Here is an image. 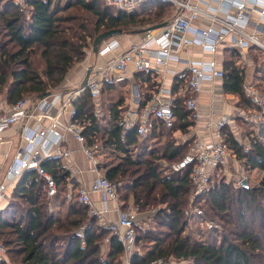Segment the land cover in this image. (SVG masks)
I'll return each mask as SVG.
<instances>
[{"label": "trees", "instance_id": "16d2710c", "mask_svg": "<svg viewBox=\"0 0 264 264\" xmlns=\"http://www.w3.org/2000/svg\"><path fill=\"white\" fill-rule=\"evenodd\" d=\"M0 5V95L6 96L10 105L26 95H43L61 86L72 66L85 60L86 49L100 34L110 30L123 33L126 25L135 24L142 15H136L137 9L129 13L118 10L116 14L115 7L102 0H66L62 5L57 0H26L24 6L16 0H0ZM143 5L156 10L141 18V24L148 25L144 30L177 13L176 5L168 1ZM241 53L239 49L230 50L224 88L240 97L239 108L249 111L253 103L243 90L244 69L236 63ZM250 56L254 63H260L255 65V73H263L259 53L250 51ZM135 78L149 82L151 74L139 72ZM129 84L126 77L117 83L104 82L101 116L89 91L78 97L75 107L84 123V136L93 137L99 145H116L122 155L118 162L104 161L98 166L119 185L122 208L133 203L139 213L154 212V224L135 226L138 250L131 256V264H152L159 258L172 264L188 260L194 264H264V143L251 133L246 146L232 132H226L228 127L223 129L227 147L235 151L246 169L262 171L260 184L235 187L225 181L214 183L213 175L209 190L196 199L202 207L206 201L207 213L189 218L186 210L194 191L192 167L181 172L168 167L166 172L160 161L170 165L182 160L192 149L193 140L179 143L170 138L158 147L149 144L166 132L187 133L195 123L191 112L185 109L184 100L177 98L173 102L177 116L173 127L156 120L148 137L143 138L136 128L126 130L122 123ZM178 86L176 83L174 89ZM42 166L56 179L57 193L49 197L46 181L37 169H30L20 177L9 203L0 210V241L7 247L11 262L122 264L124 248L118 236L89 215L88 206L78 201L76 192L72 199L66 197L69 171L58 158L44 160ZM201 218L223 223L220 241L217 229L206 230L214 236L209 239L185 234L189 221L200 222Z\"/></svg>", "mask_w": 264, "mask_h": 264}, {"label": "built area", "instance_id": "2783aa9c", "mask_svg": "<svg viewBox=\"0 0 264 264\" xmlns=\"http://www.w3.org/2000/svg\"><path fill=\"white\" fill-rule=\"evenodd\" d=\"M19 4H25L26 0H17ZM106 5L115 7L121 11H134L141 5L155 0H102ZM176 5L177 13L167 21V25L154 31L150 27L146 29L140 42L132 43L130 47L120 54H117L105 66L92 68L91 77L80 90L73 92L60 105L58 114L50 116L45 112L48 105L55 104L61 96L57 95L51 100L48 97L42 98L38 105L40 116L49 117L51 123L44 127L40 124L36 127L25 125L23 137L24 146L18 148L13 162L8 167L5 181L0 185V208L8 198L9 187L30 169H37L38 174L47 183L49 197L54 196L58 191V183L54 176L42 166L44 158L52 156L53 148L58 147L59 153L67 160H70L69 149L63 147L64 132H69L77 140L84 143L87 138L83 134L84 123L77 117L75 102L85 91H89L94 99L101 96L102 85L105 83H117L125 78L121 75L130 64H134L137 72L145 74L159 73L161 67H166L169 60H179L176 53L189 45H199L203 51L214 55L211 59H200L189 64L188 68L181 71H174L179 89L160 84L151 92L148 102L138 111L126 110L122 115V123L126 130L136 128L140 136H146L151 131L154 121L161 120L168 128H172L177 116L173 108V102L177 98L184 100V107L191 112V118L195 121L199 117V98L203 92L204 81H213L216 78H224V68L218 67L215 55L223 41L230 38V46L239 49L242 61L252 60L250 51L259 53L260 61L264 63V31L258 32L251 29L252 18L264 20V0H209L214 4L210 7H201L191 3L189 0H163ZM236 13H231V10ZM205 21L203 27L195 25V21ZM119 47L118 40H113L99 49L102 56L116 51ZM244 80L243 90L245 95L253 103V109L240 113L247 122L263 124L264 122V92L260 91L256 84ZM30 98L19 99L8 108L0 106V141L3 140L2 133L13 124L22 122L25 119L34 117L28 111L27 104ZM69 114L68 122L60 118L62 113ZM238 114V113H237ZM235 116L225 115L214 125L219 136L217 141L198 143L194 150H191L182 160L168 164L173 172H181L192 167L191 180L194 191L190 196L191 207L186 210L190 218L193 215L204 216L205 211L201 205L196 204V199L204 195L210 188L212 176L220 169L221 165L229 158L227 147L222 131L230 124ZM210 126V124H208ZM93 156L92 150H87ZM73 173L78 169L71 164ZM96 178L90 187L81 186L76 191H69L67 198L72 199L77 193L80 203L88 206L89 214L96 217L99 225L107 226L112 234L118 236L124 248L126 264H131V256L138 250L136 244V223L139 210L133 203L126 209L122 208L119 198V185L106 177L100 170L96 169ZM240 182V184H242ZM99 194L103 206L98 207L92 198L93 194ZM11 196V195H10ZM114 202L117 218H108V202ZM200 223L207 229H219V225L211 220L201 218ZM0 261L9 262L7 247L0 241ZM164 258H159L152 264H172ZM15 264V263H13Z\"/></svg>", "mask_w": 264, "mask_h": 264}, {"label": "crops", "instance_id": "0c3cea01", "mask_svg": "<svg viewBox=\"0 0 264 264\" xmlns=\"http://www.w3.org/2000/svg\"><path fill=\"white\" fill-rule=\"evenodd\" d=\"M193 4H197L201 7H210L214 6L212 2L209 0H189ZM17 2V1H16ZM0 9H2L0 5ZM152 9V8H151ZM147 10V7L145 5H141L136 10V15H148L149 13L155 14L156 10ZM144 12V13H143ZM231 13L235 14L236 10H231ZM171 17V16H170ZM170 17H167L170 19ZM254 22L251 23L250 28L255 29V31L263 32L264 31V20H259L257 18H252ZM165 21V22H167ZM164 22H156L155 24L151 25L150 28H153L155 26H158L159 24H162ZM207 23L205 21L197 20L195 21V25L205 26ZM154 31L160 30V28H153ZM146 30L142 31H136L134 33H131L128 35V37L123 38H108L104 43L107 44L109 42H112L113 40H118L119 47L114 52H110L104 56L100 54L99 49L102 48L104 45H100L98 51H94L92 47V51L90 53V56L87 58V61L85 63H75V65L72 66L69 73L67 74V77L65 78V81L62 83L61 86L57 88H53L52 90H49L46 94L39 95V94H32L30 96L29 102L27 104L28 111L30 114L35 115L34 117L28 118L23 120L22 122H19L17 124H13L9 128L5 129L2 133L3 140L0 141V185L5 181L6 172L8 170V167L13 162L16 152L19 147L26 145L23 132L25 125L29 127H36L37 125H41L44 127H47L50 125L51 120L49 117L40 116V111L38 110V105L42 98L48 97V99L55 98L57 95H60L61 98L55 102V104L48 105L45 108V112L49 114L50 116H55L58 114V109L60 105L70 96L73 92L80 90L83 87V82L86 77L88 69H95V68H101L105 66L110 60H112L117 54H120L121 52L126 51L132 43L140 42L145 34ZM121 35V34H120ZM119 36V35H117ZM115 37V36H114ZM113 38V39H112ZM219 52L215 55L217 61H218V67H225L226 59L228 60L230 56V50H232V47L230 46V38H227L223 43L221 44V47L219 48ZM179 56V60H169L166 67H161L160 72L157 74L151 75V80L148 81H142L137 80L135 78L136 74L139 73L136 71L135 65L130 64L128 69L121 73L123 77L129 78V80L135 81V83H130L133 89V95L130 98L131 95V89L126 90V105L125 109L122 112V114L128 110L132 109L134 111H138L140 108L143 107V104L145 105L148 100L150 99L151 92L156 89L160 84H164L166 87L175 88L176 83L178 82L174 71H181L188 68L189 64L193 61L200 60V59H211L214 57L209 52H205L202 50V48L199 45H189L183 49H180L176 52ZM260 58V55H259ZM237 65L239 63H242V60L237 59L236 61ZM247 66H240V68L244 69L245 79L249 78L250 70L255 72V66L252 67V65H249V63H245ZM93 71V70H92ZM92 71L90 73V77L92 74ZM142 73V72H140ZM145 74V73H144ZM179 89V86H178ZM174 91H177L174 89ZM239 100L240 97L234 93H229L225 91L224 88V78H216L213 81L207 80L203 83V92L200 95L199 98V106H198V112L199 117L197 120H195V123L188 128V132H182L181 130H176V134H181L182 137L185 136V139L183 140V143L186 141L193 140V147L191 150H194L197 147L198 143L203 142H211V141H217L219 136L216 133L215 124L218 122V120L225 116H235V118L230 122L229 125L226 127L230 128V130L233 133H236L237 131L233 130V124L236 120H241L243 122H246L240 115L241 112L244 110L239 108ZM96 102V111L97 115L101 116L103 115L102 111V97L100 96L99 99H95ZM0 106L2 108H8L10 106L6 96L0 95ZM1 112V111H0ZM238 113V114H237ZM61 120L63 122H68L69 120V114L65 111L60 116ZM210 124V126H208ZM225 127V128H226ZM224 128V129H225ZM64 138H63V147L69 149L70 151V160L65 159L60 153L59 148L55 147L52 151V156L44 158V160L50 159V158H58L60 160V163L63 165V167L69 171L70 175L66 180V197L67 193L71 191H76L77 188L81 186L90 187L91 184L94 182L96 178V169H99V164L103 162L101 157L106 154L105 147H115L116 145H108V144H101L97 143L95 139L87 138V140L84 143H81L79 140L75 138V136L69 132H64ZM87 150L93 151V156H90L87 152ZM107 150V149H106ZM190 150V151H191ZM111 151V150H110ZM108 152V151H107ZM43 160V161H44ZM71 164L75 166L78 171L76 173H73L70 169ZM104 173V171L100 170ZM17 183L15 182L9 187L8 190V196L12 195L13 190L15 189ZM92 198L94 199L96 205L98 207L103 206L102 199L99 194H93ZM11 198L7 199L5 203H2L0 210L5 208L7 204L9 203ZM109 208L108 218L110 220H114L117 218L116 211L112 210L114 208V202H108L106 204ZM146 214V213H144ZM139 213L138 221L136 224H139V220L141 215H144ZM147 216H151V213H147ZM90 215V214H89ZM140 225V224H139Z\"/></svg>", "mask_w": 264, "mask_h": 264}, {"label": "rangeland", "instance_id": "374dc122", "mask_svg": "<svg viewBox=\"0 0 264 264\" xmlns=\"http://www.w3.org/2000/svg\"><path fill=\"white\" fill-rule=\"evenodd\" d=\"M65 2H66V0H57V3H59L60 5L64 4ZM115 11L117 14L120 10L118 11V9L115 8ZM76 12L83 14V11H76ZM125 12L129 13L130 11H125ZM85 14L90 15L87 12ZM141 18H143V16H138L135 24L130 23V24L126 25L124 28V32L121 35L115 36L113 38H123L125 36L128 37V35H130L131 33H134L136 31L140 32V31L144 30L148 25L141 24L142 23ZM92 45H93V43L86 49V58L84 61H81L82 63H85L87 61V58L90 56V54H92V53H90L92 51ZM102 45H105V44H102ZM240 60H242V57H240ZM81 62H78V63H81ZM245 63H247V64L249 63V65H252V63H253L252 67H254L256 64L257 65L260 64L257 62L254 63L253 60L248 59L247 62L242 61L241 64L239 63V66H241V65L244 67L247 66V65H245ZM248 73H249V78L247 79L246 82H252V83L256 84L257 88L260 91L264 92V72L257 74V73L250 70V72H248ZM130 83H135V81L131 82V80H130ZM132 87H134V86H131V88H130V84H129L127 89H126L129 91L131 89L130 98L132 96H134ZM30 96H32V94L26 95L25 97L30 98ZM122 117H123V115H122ZM232 128H233V130H235L237 132L233 133L230 130V128L227 129L226 132H228V131L232 132L234 134V136L236 138H238V140L240 142L244 143L246 146L249 145L248 139H249L251 133L253 134V136H255L256 138H258L260 141H262L264 143V124L261 125V124L250 123L247 121L243 122L241 120H236L235 123L233 124ZM148 135L149 134H147L143 138L148 137ZM170 138L176 142L183 143L185 136L182 137L181 134H179V133L176 134L175 132H172V133L166 132L164 135L162 134L161 138L152 139L153 141L152 140L150 141L149 146H151V147L161 146V145L165 144V141H167ZM111 146H113V145H111ZM105 148L107 149V150L105 149L106 154H104L101 157L103 162L104 161L110 162L111 160H112V162H118L117 158L121 157L122 155L119 152L117 146L109 147V148L105 147ZM229 154H230L229 158L221 165L220 169L214 174V176L216 175V177L214 178V183H220L222 181H225L227 183L234 184L235 187H240L242 185V184H240V182L247 181L248 185L251 187L258 186L260 184V181H261V178L263 175L262 171L259 169L247 170L244 162L242 160L238 159L234 150L229 149ZM160 163L166 168V172H169V168H168L169 162L160 161ZM204 202H206V201H204ZM204 202H202L201 204L203 205V208L206 210L205 212L207 213V207L204 205ZM189 207H191L190 197H189ZM147 212L148 211L145 212L146 214L141 213V214H144V215H141L140 220H139V224L142 227L151 226L152 223L154 224V221H153L154 215L152 214L154 212H151V214H150L151 216H147L148 215ZM215 220H216V223L219 225V229H218L219 233H217V235H218L217 238L220 241V235L224 231L223 226H222L223 223L218 219H215ZM206 230H208V229L204 225H202L198 219H191L188 223L185 234L192 236V237H195V238H199V239H202V238L203 239L204 238L209 239V238L214 237V236H211L210 233L207 232ZM106 241L107 240H105L104 242H106ZM139 249H140V247H139ZM8 259H9V262H11L10 257H8ZM11 263L12 264L13 263L20 264L19 262H11ZM121 263L126 264V259L124 258V254L122 255ZM182 264H194V262H193V260H188V261L183 262Z\"/></svg>", "mask_w": 264, "mask_h": 264}, {"label": "water", "instance_id": "95a60500", "mask_svg": "<svg viewBox=\"0 0 264 264\" xmlns=\"http://www.w3.org/2000/svg\"><path fill=\"white\" fill-rule=\"evenodd\" d=\"M165 25H167V22H164L162 24H159L158 26H155L153 28H162L164 27ZM151 28V29H153ZM122 34V31L121 30H110V31H106V32H103L102 34H100L97 38H96V41L95 43L93 44V50L96 52L98 51L99 49V46L104 43L108 38L110 37H114V36H117V35H120ZM90 73H91V69H88L87 71V74H86V77L84 79V82H83V86H85L88 82V79H89V76H90ZM19 180L16 181V183H18ZM242 185L244 186H249L248 185V182L247 181H244L242 183ZM8 198H10V195L8 196Z\"/></svg>", "mask_w": 264, "mask_h": 264}]
</instances>
